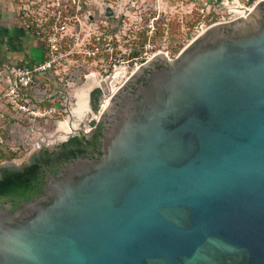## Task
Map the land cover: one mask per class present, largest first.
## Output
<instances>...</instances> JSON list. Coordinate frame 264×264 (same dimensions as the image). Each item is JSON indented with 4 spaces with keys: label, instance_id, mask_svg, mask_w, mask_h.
Listing matches in <instances>:
<instances>
[{
    "label": "water",
    "instance_id": "1",
    "mask_svg": "<svg viewBox=\"0 0 264 264\" xmlns=\"http://www.w3.org/2000/svg\"><path fill=\"white\" fill-rule=\"evenodd\" d=\"M87 126L0 165V264H264V0Z\"/></svg>",
    "mask_w": 264,
    "mask_h": 264
},
{
    "label": "rangeland",
    "instance_id": "2",
    "mask_svg": "<svg viewBox=\"0 0 264 264\" xmlns=\"http://www.w3.org/2000/svg\"><path fill=\"white\" fill-rule=\"evenodd\" d=\"M14 4L17 9L19 4L17 1ZM210 5L212 0H85L80 15L81 25L75 30L79 34L81 53L65 63V67L59 68L58 84L49 90L50 94L61 93L65 97L54 101L60 110L66 104L68 111L53 117L30 119L10 115V109L0 107L3 111H0V154L8 156H0V165L26 163L34 151L61 130H78L82 122H86L88 126L81 133L88 131L99 121L110 95L124 84L137 67L155 55L174 59L201 31L221 21L202 18ZM106 7L114 11L112 17H105ZM233 7L231 3L227 6ZM17 18L31 37V31L26 29L23 19L18 14ZM225 20L221 22H229ZM20 31H17L18 35ZM29 37L10 38L9 41L27 49L32 43ZM32 39L35 40L33 36ZM35 41L41 47L40 41ZM96 50L95 56H85L84 51ZM132 53H137V56L132 57ZM91 87L100 90L95 110L88 96L86 108L80 106L82 101L79 97L87 94Z\"/></svg>",
    "mask_w": 264,
    "mask_h": 264
},
{
    "label": "built area",
    "instance_id": "3",
    "mask_svg": "<svg viewBox=\"0 0 264 264\" xmlns=\"http://www.w3.org/2000/svg\"><path fill=\"white\" fill-rule=\"evenodd\" d=\"M16 1L19 4L18 17L23 19L34 39L40 41L42 59L36 63L19 62L2 67L0 107L10 109V115L30 119L61 115V112L68 111V106L63 104V110H60L54 100L65 97L61 93L50 94L49 90L51 86L58 84L59 68L65 67V63L81 53L79 34L75 30L81 25L80 15L85 0H14L15 3ZM261 1L263 0H212V5L202 18L230 21L235 16L241 17L245 12L251 11ZM229 3L234 7L227 8ZM97 52L84 51L87 58L95 56ZM43 86L46 88L42 89ZM0 111L3 112L2 109Z\"/></svg>",
    "mask_w": 264,
    "mask_h": 264
},
{
    "label": "crops",
    "instance_id": "4",
    "mask_svg": "<svg viewBox=\"0 0 264 264\" xmlns=\"http://www.w3.org/2000/svg\"><path fill=\"white\" fill-rule=\"evenodd\" d=\"M15 6L13 0H0V70L12 63H36L42 59L41 47H38L32 36L29 37L20 25ZM19 29L22 31L18 35ZM25 36L32 40L27 49L17 47L9 41L10 38H25Z\"/></svg>",
    "mask_w": 264,
    "mask_h": 264
},
{
    "label": "trees",
    "instance_id": "5",
    "mask_svg": "<svg viewBox=\"0 0 264 264\" xmlns=\"http://www.w3.org/2000/svg\"><path fill=\"white\" fill-rule=\"evenodd\" d=\"M213 21V20H212ZM42 49V48H41ZM137 56V53H132V57H136ZM100 96V90L99 89H96L92 92L91 94V106H92V109L95 110L96 109V105H97V102H98V98ZM0 156L2 158H6L8 157L7 155H3V154H0Z\"/></svg>",
    "mask_w": 264,
    "mask_h": 264
},
{
    "label": "flooded vegetation",
    "instance_id": "6",
    "mask_svg": "<svg viewBox=\"0 0 264 264\" xmlns=\"http://www.w3.org/2000/svg\"><path fill=\"white\" fill-rule=\"evenodd\" d=\"M125 83V82H124ZM122 86V85H121ZM97 88H90V89H88V91H87V96H88V99H89V101H90V103H91V94H92V92L94 91V90H96ZM115 93V92H114ZM114 93H112L111 95H110V97L114 94ZM92 107V106H91ZM95 124H93L91 127H90V129L94 126ZM89 129V130H90ZM88 130V131H89ZM88 131H84V132H82V134H85L86 132H88ZM41 148H39L37 151H34L33 153H32V155L29 157V159L35 154V153H37L39 150H40ZM28 159V160H29ZM28 162V161H27Z\"/></svg>",
    "mask_w": 264,
    "mask_h": 264
},
{
    "label": "bare ground",
    "instance_id": "7",
    "mask_svg": "<svg viewBox=\"0 0 264 264\" xmlns=\"http://www.w3.org/2000/svg\"><path fill=\"white\" fill-rule=\"evenodd\" d=\"M244 14H247L246 12L244 13ZM88 91V90H87ZM86 96H87V94H83V97H79L80 98V101H82V102H80L81 103V107H84V109L86 108ZM107 104V103H106ZM81 117V116H80ZM66 126V125H65ZM69 126V125H68ZM66 130V129H65Z\"/></svg>",
    "mask_w": 264,
    "mask_h": 264
}]
</instances>
